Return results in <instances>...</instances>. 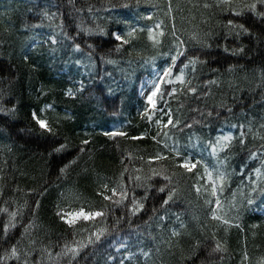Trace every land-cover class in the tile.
Here are the masks:
<instances>
[{"label":"trees","instance_id":"16d2710c","mask_svg":"<svg viewBox=\"0 0 264 264\" xmlns=\"http://www.w3.org/2000/svg\"><path fill=\"white\" fill-rule=\"evenodd\" d=\"M251 2L231 0L230 10L218 0H0V108H15L10 115L0 111V264H25V252L28 264H72L64 254L66 244H87L86 229L110 226L125 212L97 194L101 186L108 184L111 195L112 187L126 185L129 197L134 191L139 199L144 191L135 185L145 181L153 188L175 186L178 195L161 208L167 193H158L141 214L121 222L120 237L133 238V255L125 264H264V193L259 191L264 188V25L250 12L234 14ZM57 3L59 9L51 7ZM45 11L56 15L46 18ZM229 20L244 23L253 35L237 38ZM158 23L162 28L154 27ZM173 31L187 53L175 65ZM113 32L129 43L116 41ZM162 39L170 45H161ZM194 56L198 60L189 63ZM169 65L172 84H163L161 91L175 88V95L165 94L163 103L158 98V109L170 110L174 125L180 124L163 128L155 122L159 111L150 113L151 121L141 116L147 99L140 97L139 87L155 66L163 75ZM181 70L183 82L177 79ZM80 81L82 93L66 95L79 89ZM33 111L51 124L54 135L42 132ZM109 131L128 136L104 135ZM141 134L143 139H131ZM223 135L233 137L230 147L217 145L213 152ZM166 143L186 146L197 167L180 168ZM61 144L65 150L53 153ZM156 153L162 159H154ZM226 157L221 170L228 177L221 185L214 173ZM251 181H258L255 192ZM105 204L115 209L107 220H81L76 228L56 215L58 205L99 211ZM160 216L166 219L161 222ZM217 242L223 250L213 252ZM110 244L82 249L75 264H105L109 254L119 264ZM196 244V258L186 262ZM12 245L18 246L19 258L10 255Z\"/></svg>","mask_w":264,"mask_h":264},{"label":"snow or ice","instance_id":"6c2138e0","mask_svg":"<svg viewBox=\"0 0 264 264\" xmlns=\"http://www.w3.org/2000/svg\"><path fill=\"white\" fill-rule=\"evenodd\" d=\"M69 2H71V0H69ZM218 3L221 7L227 5L229 7L230 10H234L232 7V3L231 0H218ZM128 5H125V7H127ZM209 5L205 4L204 7L207 8ZM51 7H55L57 9L60 8V4L57 3L55 5H51ZM260 9H264V0H252L251 3H246L240 6V10L239 11H235L234 14L236 17H242L245 12H250L254 17L259 18V21L261 23V25H264V10H260ZM169 11H171V3H169ZM43 15L46 18H53L56 13H51V15L45 11L43 13ZM148 19H151V17H149ZM155 28L159 29L162 28L161 24H156L154 26ZM228 27L229 29H236V31L233 33L237 38H239L241 35H253V33L250 32L249 28L245 27L244 23H240V24H235L233 20H229L228 21ZM63 30V28H62ZM83 30V29H82ZM88 32H91V29H87ZM135 30H133L132 32H128L127 36L131 37L133 35V32ZM153 30L149 29V32L151 33ZM262 31H264V29H262ZM100 34H105L103 29H100ZM111 35L114 37V39L116 41L121 42V44H127L129 43V40L125 39L119 32H113L111 33ZM160 35H163V32L160 33ZM173 37H174V43L176 45V54L171 56V60L173 62V65H175L177 59L179 57H182L184 55H186V51H184L182 49V45L184 44V41L180 40L179 37L175 36V32L173 31ZM74 39V38H73ZM53 44H56L57 41L55 39L52 40ZM91 48V46H89ZM76 48L79 49V45H76ZM119 50V49H118ZM225 51H228L227 48H225ZM244 49L243 47H241L239 49V52H243ZM233 54H236V51L234 50ZM198 60V57L194 56L190 59L189 63H195ZM107 63H113V61L109 60L106 61ZM77 63H79V61H77ZM172 75V65H169L168 67H166L163 70V75H158L156 77V80L153 81L152 83V90L149 93H146V98H147V105L145 106V110L144 113H141V116L144 117L147 114V119L149 121L152 120V116L150 115V113L152 112H156L159 111L161 114V119L156 120L155 122L158 125H161L163 128H168L170 125H179L180 121H175V125H174V121H173V115L171 113V111H165L164 109L160 108L158 109V98H160V102L163 103V96L165 94L172 96L175 95V88L172 89L171 92H168L167 89H164V91H161L162 89V85L163 84H172L171 79H169V77ZM178 80H180L181 82H183V70H181V75L177 77ZM80 88L76 89V91L74 92L72 89H68L66 92V95L68 96H75L76 92H81L84 90L85 85L83 81H80ZM189 92H196V89L193 87H189L188 88ZM51 105L46 106V108H50ZM0 111H4L6 115H10L13 112H15V108L12 109H2L0 108ZM41 111H44L43 109ZM193 111H199L198 109H193ZM229 111H231V109H229ZM204 113L201 112L200 116L203 118L204 117ZM167 117V122L165 123L163 120V117ZM212 116V112L209 111L207 113V117H211ZM32 118L35 121V123L39 126V128L42 130V132H46L50 135H54L53 129L51 127V124L41 118L40 115H38V113L36 111H33L32 113ZM204 126H210L207 124V122H204ZM185 127L191 128L192 125L191 124H185ZM233 127H236L235 125H233ZM241 129L243 128V125H240ZM104 135L106 136H110V137H115V136H120V137H127L128 133L123 132V131H109V132H105ZM158 136L161 135V133L157 134ZM163 135L167 136V132H164ZM244 132L241 131V139H240V144L244 145L245 140H244ZM144 138V134H141L140 136H133L131 137V139L133 140H137V139H143ZM153 139H157V137H153ZM233 137L229 136V135H223L220 137H217L216 141L213 143L212 146V151L215 152L217 150V145L228 149L230 147L229 142L232 141ZM84 144H87L88 141L85 140L83 141ZM67 147L66 144H61L59 145V147L54 148L53 149V153H58V152H63L65 150V148ZM165 148L169 150L170 154H172L176 159H179L181 161V163L179 164L180 168L185 169L188 172H192L193 169H195L197 167V164L199 163V161H197L196 163H192L191 161V157L190 155H186L185 153L187 152V147L186 146H180L177 143H173L172 145H168L167 143L165 144ZM83 150V149H82ZM258 155V153L256 152H252L251 156L252 157H256ZM154 159H162V157L160 156L159 153H156L155 156L153 157ZM227 164V157L225 158V161L218 164L216 166L215 169V177L216 179H218L221 182V185L223 184V182L227 179L228 177V173L226 170H221L225 168V165ZM65 168H67V165L65 166ZM65 168H61L60 171L61 173H63L65 171ZM207 172V169H205ZM257 172V174L259 175V169L255 170ZM154 175H157L158 173H156L154 171L153 173ZM123 175V174H122ZM209 176H212L213 173H208ZM140 177H136L137 181H140ZM164 179L166 181L170 180V178L168 176H164ZM252 184V191L255 192L257 191V186H258V181H251ZM135 187H142L144 194L142 197H140L139 199L137 198V194L133 191L131 197H129L128 192L129 190L127 189L126 185L123 184H117L115 187H112L110 189L111 191V195H108V191H109V186L108 184H103L101 186L100 191L97 193L99 196H101L103 198L104 201H111L113 202L116 206H123L125 208V212L119 216L116 217L113 221V223L108 226L105 225L104 227L101 228H97L95 231H92L91 229H86V231L89 232V235L87 237V244L83 243V241L80 242H73L72 246L69 245H65L64 246V254L68 255L71 257V261L72 264H75V261L80 257V255L82 254V249H86L89 246L93 247V249L99 248L102 245H104L105 243H108V241H111V244L109 245V248H112L113 246H118L120 249H126L127 248V244L122 242L121 239H119L120 237V233L118 232L119 226L121 224V222L123 220L130 219L133 216H137L139 214H141L145 208H146V203L149 199H154L156 194L158 193H167L166 197L163 199L162 204H161V208H163L164 206H167L170 204V202H173L174 199L176 198V196L178 195V189L175 186H161L159 188H153L152 185L150 183H148L147 181H145L143 184L137 183L135 185ZM200 189L197 188V192H199ZM259 191L264 193V188H259ZM119 193V198L117 199V194ZM212 195L216 196L217 195V189H216V184L215 181H213L212 183ZM37 206H39V201L36 202ZM248 205H252L254 203V201L249 198L247 200ZM216 205L217 207H219L220 205V200L217 199L216 200ZM58 211L56 213V215L59 217V219L61 220V222L67 224L69 226V228H76L77 227V223L78 221H93L95 222L97 219L99 220H107L110 216V214H112L115 209L108 207L107 204L104 205V207L99 210V211H87L85 212L83 210V208H81L78 211H74V212H69V211H65L63 209L60 208V206L58 205ZM153 213L156 214L158 212L157 208H153L152 209ZM13 218L16 216L15 213L12 214ZM213 218H218V217H213ZM166 219V216H160L159 220L161 222H163ZM225 223H228L227 220L224 221ZM147 223V222H146ZM14 226V225H13ZM5 231H7L9 225L5 224ZM93 227H95V224H93ZM181 227H183V225H181ZM173 235H176L177 233L175 232V230L172 233ZM73 235H75V232H73ZM199 248V244H196L193 246L192 252L186 256L184 259L186 262H192L194 261V259L197 256V249ZM222 247L221 244L219 242L216 243L215 248L212 250L213 252H220L222 251ZM108 251V250H106ZM10 255L13 257H17L19 258V252H18V246L17 245H12L11 249H10ZM25 257V264H28L27 261V257L29 255V253L25 252L24 254ZM143 255L145 257H147L149 255V253H143ZM132 256V253H127V255L124 257V259H122L120 261V264H125V260L130 259ZM85 261H87V257H85ZM109 262H112V264H115V256L112 254H109L106 256L105 258V264H109ZM38 264V262H37Z\"/></svg>","mask_w":264,"mask_h":264},{"label":"rangeland","instance_id":"374dc122","mask_svg":"<svg viewBox=\"0 0 264 264\" xmlns=\"http://www.w3.org/2000/svg\"><path fill=\"white\" fill-rule=\"evenodd\" d=\"M85 60H86V63H85V64H86L89 68L92 69V67H93V62L90 61L89 58H86ZM150 80H151V78H147L146 82H149ZM150 88H152V86H151V87L148 86V87H146V88H144V87L141 88V89H140L141 96H142V97H146L145 94L148 92V90H149ZM72 90H73V89H72ZM73 91H74V90H73ZM74 92H75V91H74ZM48 115H49V116H53L52 113H49ZM81 208H83V210H84L85 212L88 211V210H86L85 207H82V206L74 207V206H70V205L64 207L63 210H65V211H69V212H74V211H78V210H80ZM119 239H121L122 242H124V243L127 244V248H126V249H120L118 246H115L116 252H117V254H118L119 264H120V261H121L122 259H124V257L127 255V253H131V247H132L133 238L124 237V238H119ZM127 260H128V259H127ZM127 260H125V262H126Z\"/></svg>","mask_w":264,"mask_h":264}]
</instances>
